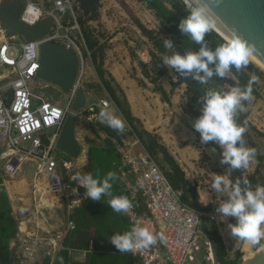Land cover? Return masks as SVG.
<instances>
[{
    "label": "built area",
    "instance_id": "built-area-1",
    "mask_svg": "<svg viewBox=\"0 0 264 264\" xmlns=\"http://www.w3.org/2000/svg\"><path fill=\"white\" fill-rule=\"evenodd\" d=\"M4 3L0 0V6ZM48 17L53 18L54 25L46 36L17 46L15 41L19 35L9 34L0 16V68H7L0 74V171L6 181L7 177L14 178L25 162L36 163V180L39 176L43 178L46 191L61 205L65 201L72 210L77 203L70 199L77 191L75 181L71 180L73 158L64 154L65 157H56L53 152L81 88L86 90L88 101L80 115H87L89 120H97V109L110 108L113 103L107 99L90 102L86 73L92 51L84 35L85 26L80 21L83 12L77 0H26L20 21L34 26ZM47 41L65 45L79 58V73L70 92L65 93V106L53 102L44 93L39 95L32 86L41 67V46ZM126 131H132L128 123L118 134ZM123 158L119 166L123 188L120 196H126L132 204L122 213L130 229L140 225L153 233L162 231L167 237L166 243L158 240L147 249L129 252L136 258V264H203L204 261L215 264L212 239L202 226L221 218L216 209L227 197L215 198L210 211L198 210L184 201L185 190L173 186L154 156L142 153ZM261 171L264 174V160ZM35 188L37 193L44 191L39 181ZM39 199L41 202V196ZM41 217L46 219L44 215ZM29 221L30 218L19 220L18 232L12 241V264H43L45 259L55 264L59 253L66 249V237L76 228L75 221L66 217L62 229H48L36 221L29 228ZM228 250L231 256L243 252L240 245H231Z\"/></svg>",
    "mask_w": 264,
    "mask_h": 264
},
{
    "label": "crops",
    "instance_id": "crops-1",
    "mask_svg": "<svg viewBox=\"0 0 264 264\" xmlns=\"http://www.w3.org/2000/svg\"><path fill=\"white\" fill-rule=\"evenodd\" d=\"M155 21H158L156 17ZM121 35L122 33L117 34L113 36L110 41H108L109 47L106 49L105 68L114 77L116 84L126 95L132 114L140 121L142 126L141 128L148 131L151 135H153V137L157 139V158L159 163L161 164L159 154H162L163 156V151L158 147V145H163L166 147L168 152L175 159L176 164L172 165L169 162H166L163 156V161L167 163L168 167H165L161 164L162 168L171 176L176 177L179 175L182 178V181L190 183L191 186L195 183L199 184L198 198L200 204H202L201 202L203 201L209 200L207 205H210L215 200V198L226 197V195L222 194L218 196V194L211 190L212 178L215 174H225L232 179V174L230 171L237 172L238 170H231L228 165L221 163L223 149L218 144L216 148L212 146L211 142L208 144H203L201 142L200 133L197 132L193 127V123L197 118L189 110L188 98L186 93H184L179 87L180 85H177L176 82L173 84H166V82L161 83L170 93V103L164 101L162 95L155 91V85L151 83L147 77L148 74L151 76L154 75V69H152V67H154V63L150 54L151 42L149 39L142 35V38L144 39L143 45H141V47L138 49H134L132 48L133 46L131 44L133 41L129 40L128 43L121 37ZM101 40L105 41L102 38ZM144 60L148 61L145 62ZM91 62L93 63V61ZM91 73L94 78L91 80L87 78L86 80L87 86L91 88L90 102L100 103L102 99L110 100L113 104L110 108H107V110L118 115L124 120L125 124H127L128 122L125 120L123 114L115 105L110 95L103 89L104 93L103 96H101L97 93L94 87H91L100 83L94 65L92 66ZM141 80L145 82L144 85L140 83ZM173 85L175 86L174 91L172 90ZM101 109L104 108H98V112H100ZM244 119L249 121V124L257 129L255 122H253L251 118L247 119L246 116ZM83 120L87 124H91V121H94L95 124L93 126V130L89 127H86L87 133L89 135L88 138H84L82 140L78 137V140L82 144L83 152L80 157L75 159L73 158L72 161L77 168L81 167L80 169H82V167L84 168L86 166L84 171L86 173H91V165L96 168L103 176H105L108 172H114L116 174V179L113 182L112 195L120 196L123 188L119 178V166L123 163L124 155L133 157L142 153H149V151L142 144L135 133H132V131H126L122 135H119L121 136L120 139L112 138L102 127L104 124L99 121V118L97 120H89L87 115H79L78 121L80 122ZM245 135L249 138V140H245V142L252 143L257 151L248 169L243 171H245L247 174H254L259 168L261 170V161L259 156L262 155L264 157V150L262 149L258 140L259 138H264V135H254L253 139L246 133ZM140 144L142 148H139L138 150L137 147H140ZM111 146L115 148L114 149L112 147V150L115 151L114 154L109 150ZM213 149H215V151H213ZM116 154L119 157L115 158ZM91 155L93 157L94 164L90 165ZM31 165L35 167L37 171V165L35 163H31ZM178 168L185 173V177L180 175ZM75 169L76 168L73 170L74 174L77 173L75 172ZM0 175L2 176L1 171ZM66 178L68 181H71L67 176ZM38 181L42 184V188L44 187V191H46L44 179L39 178L36 180L35 176L34 184H36ZM10 183V181H4L3 179V185L6 187L7 197L12 208V215L17 221L18 226V224H20L19 218L15 216L16 213L14 212V198L18 199V197H16V193ZM26 184L27 180L22 179V181L19 182V187H25L24 185ZM73 185H77V191L74 192L70 199L77 201V205L75 204L72 210L68 209V204L65 201L63 202V205H61L54 197L50 201L47 200L43 194L44 191L41 190V193L43 192L41 196V205H44L45 207L49 206L50 208L54 205H57L59 209L63 210V212H66V214L63 213L61 217L58 213L57 215L60 221L56 224L50 225L47 215H44L46 218L45 221L41 217L43 214L37 218L35 215L36 213H33V217L30 216L28 227H33L36 221L48 229H56L57 227L54 228V226L59 225V223L62 226L66 217H70L75 221L76 228L71 230L69 234L77 231V220L80 221V225L82 226L79 232H75L74 238L78 239L80 237L84 240L89 239L90 236L92 238L96 228H99L101 229V241H103L104 244L107 243V245L110 242L111 236L115 235L116 233H123L131 230L129 222L122 213L116 212V216H113V214L110 213L113 212L110 205L107 203V201L111 199L110 196H104L100 201H93L85 196L86 189L78 185V181H75ZM39 197L40 193L35 192L34 198L36 201H38ZM29 199L30 198L26 197V195H23L21 198H19L20 201L24 202L28 201ZM202 205L207 206L205 204ZM38 210L40 209L38 208ZM79 214H81L82 219L79 220L77 218H72V215L77 216ZM28 218H20V220L25 221ZM34 218H37V220ZM234 222V217H228L224 220H221L220 218L216 223H213L209 226H214L219 231L227 249H230L231 245H240L242 246L243 250L242 258L250 257L256 252L258 248L248 242L241 244L240 240L236 241L230 236L227 225ZM261 245H264L263 241L260 243V246ZM118 253L123 255L131 254L129 252L122 253L119 251ZM87 254V250L73 249L71 251V258L74 261L83 262L87 259Z\"/></svg>",
    "mask_w": 264,
    "mask_h": 264
},
{
    "label": "clouds",
    "instance_id": "clouds-1",
    "mask_svg": "<svg viewBox=\"0 0 264 264\" xmlns=\"http://www.w3.org/2000/svg\"><path fill=\"white\" fill-rule=\"evenodd\" d=\"M180 2L186 8L187 14L178 24L179 31L200 47L198 51L189 50L183 54L173 50L171 54L163 55L164 65L169 69H175L184 77H190L202 87L213 77L225 78L231 75L232 69L239 72L247 68L255 52V45L235 29L226 27L230 38L214 49L205 43L206 36L215 32L218 25L223 23L214 7L220 0ZM163 46L166 50L173 49V41L165 38ZM256 83L258 77L253 74L249 76L244 87L237 81L236 86L228 90L206 88L204 96L200 98L203 105L202 113L194 121L193 127L200 133L203 144L215 142L223 149L221 163L228 165L231 170H247L256 155V148L247 146L244 140L246 122H237L239 114L248 111L244 102H251L253 85ZM88 89L91 90L90 87ZM99 121L118 132L125 129L124 120L106 107L99 112ZM115 179L114 172H108L102 179L92 173H76L71 176V180L78 181L79 185L86 189L87 198L100 201L104 196H110L111 199L107 203L111 209L118 213H126L132 204L126 196L112 195ZM211 190L218 196L222 194L227 197L219 203L216 211L220 214L221 220L235 218L234 223L227 225L230 236L236 241L260 245L261 241H264V184L257 183L253 187L247 176L241 181L240 178L233 180L228 175L215 174ZM201 203L207 205L209 200ZM158 240L167 242L164 232L153 233L149 228L140 225L132 227L130 231L116 233L110 238L111 244L122 253H135L147 249Z\"/></svg>",
    "mask_w": 264,
    "mask_h": 264
},
{
    "label": "trees",
    "instance_id": "trees-1",
    "mask_svg": "<svg viewBox=\"0 0 264 264\" xmlns=\"http://www.w3.org/2000/svg\"><path fill=\"white\" fill-rule=\"evenodd\" d=\"M140 1H142L146 5L147 9L153 12L154 16L161 24V30L157 32L155 29L148 28L140 20H136L137 26L141 30L142 34L147 37L154 46V50L150 51L154 62L161 65V69L156 76H149L150 82L155 85V91L159 92L162 95L163 100L170 103V93L160 83V77L169 75L168 69L163 64V55L171 54L173 50L179 51L181 54L189 50L198 51L200 45H196L185 34L179 31L178 24L181 18L187 14V10L180 2V0ZM97 17L98 12L93 13L92 20H96ZM80 21L83 26H85L88 22V20L84 18V16L81 17ZM84 35L90 49H92V61L100 81L99 86L110 95L115 105L123 114L125 120L131 126L132 133H135V135L140 139L142 144L149 151V153H151L158 160L157 139L153 137V135H151L148 131L141 128L142 126L140 124V121L132 114L131 107L126 95L116 84L114 77L105 68L106 49L109 47L108 41H102L100 35H96L94 30L90 28L84 27ZM165 38H169L173 41L172 50H166L164 48L163 40ZM223 41H225V39L222 38L216 31L210 33L205 38L206 45L212 49H214ZM253 74L260 77L264 76V72L260 71L259 68H257V66L251 61L247 68L242 69L239 72H237L235 69H232L231 75L226 76L225 78L215 77V79L218 81L220 89L226 84H230L232 87H234L236 86L237 81H239L241 87H244L248 83L249 76ZM192 82L195 84V86L202 87L194 80H192ZM140 83L142 85L145 84L143 80H141ZM187 86L188 89L186 92V96L188 98L189 110L195 115L196 118H198L202 113L203 105L200 100L202 96L198 91L194 89L191 83H188ZM91 87L96 88L95 85ZM174 89L175 86L173 85L172 90L174 91ZM253 96H259L256 84L253 85ZM238 118L237 121L239 120ZM102 127L109 133L112 138H121V136H119L118 134V131L109 128L106 124L102 125ZM261 135L263 136L264 134L261 133ZM112 147L113 146H111L109 150L114 154L115 151L112 150L114 147ZM115 156V158L119 157L117 154ZM259 159L262 162L264 160V157L261 155L259 156ZM90 160V165L94 164L92 155ZM91 173L101 179L104 177L92 165ZM165 173L167 174L168 178L175 188H183L185 190L184 201L187 203H192L189 196L191 184L186 181H182V178L179 175L174 177L169 175L167 171ZM230 173L232 174L233 180L240 178L241 181H243L244 176H247V178L251 181L253 187L257 183L264 184V174L261 172L260 168L254 174H247L243 170H238L237 172L230 171ZM3 188L5 187L3 185L2 176L0 175V197L4 196L3 201L0 202V209L2 210V214L0 215V264H12V241L18 232V226L17 221L12 215V208L7 197V193L5 190H3ZM3 210L7 212L6 215H3ZM110 213H112L113 216H116L115 211ZM72 218H77L79 220L82 219L81 214L77 216L72 215ZM77 223V231L79 232L82 226L80 225V221L77 220ZM202 228L212 240H215L219 261L221 264L242 263V254L237 253L234 256H231L219 231L214 226L203 225ZM75 232L68 234V236L66 237L64 241L66 249L62 250L59 253L55 264H136V258H134L133 255H123L121 253H118L111 242H109L110 245H107V243L104 244V242L101 241V229L96 228L95 232L92 235V238L90 236V238L86 240L80 237L78 239L74 238ZM73 249L87 250V259L83 262L74 261L71 258V250ZM43 264H50V259H45Z\"/></svg>",
    "mask_w": 264,
    "mask_h": 264
},
{
    "label": "water",
    "instance_id": "water-1",
    "mask_svg": "<svg viewBox=\"0 0 264 264\" xmlns=\"http://www.w3.org/2000/svg\"><path fill=\"white\" fill-rule=\"evenodd\" d=\"M83 12L84 18L92 21L93 13L98 12L103 7L102 0H77ZM26 0H12L0 6V16L9 34L20 35L25 41L41 39L47 35L54 25V20L48 17L37 25L29 26L20 21V16L25 8ZM216 12L222 18L223 23L218 25L216 32L225 40L230 38L227 28L235 29L247 41L255 45L253 57L264 65V0H220L218 5H214ZM172 50V49H170ZM173 73L180 79L181 84L191 83L201 96H204L206 88L220 90L218 81L213 77L209 83L203 87L195 86L191 78L182 76L178 71L172 69ZM79 73V58L77 54L65 45L57 42L47 41L41 46V67L38 71L40 79L48 84H53L61 88L64 93L70 92ZM87 93L81 88L73 103V112L68 115L59 141L55 148L56 153L64 154L70 158H78L83 152L82 144L78 140L76 128L78 123L77 112L87 106ZM246 116H244L245 118ZM242 118V119H244ZM244 140L249 138L244 134ZM212 146L217 148L215 142ZM163 151L164 160L175 165V159L168 152L166 147L158 145ZM181 176L185 173L178 168ZM198 186L195 183L190 187L192 206L201 211H210L212 205L203 206L199 203ZM213 258L215 264H221L217 252L215 240H211ZM255 245L257 251L251 257H245L241 264H264V247ZM211 261H204L203 264H211Z\"/></svg>",
    "mask_w": 264,
    "mask_h": 264
},
{
    "label": "rangeland",
    "instance_id": "rangeland-1",
    "mask_svg": "<svg viewBox=\"0 0 264 264\" xmlns=\"http://www.w3.org/2000/svg\"><path fill=\"white\" fill-rule=\"evenodd\" d=\"M10 1L12 0H4V2H10ZM102 2H103V7L98 11L97 19L88 21L85 27L94 30L95 34L100 35V38H102L103 40L110 41L113 36L122 33L121 37L125 41H127L128 43H129V40L133 41V43H131L133 46L132 48L134 49L140 48L141 45H143L144 39L142 38L143 34L141 30L137 26V22H136L137 19L140 20L143 24H145L150 29H155L157 32L161 30V25L159 24L158 21H155L153 12L147 9L146 5L140 0H102ZM24 41L25 40L23 39V37L19 35L15 41V44L17 46H20V44ZM150 45H151L150 50H154L153 44L151 43ZM153 63H154V67H152V69H154V75L153 76H151L150 74L148 76L146 75L149 78V80H150L149 76L151 77L156 76L159 70L161 69V65H159L158 63H155L154 60H153ZM253 63L257 66V68H259L260 71L264 72L263 68H261L255 62ZM92 66H93V63L90 61L87 66V73H86V77L89 78L90 80L94 78L91 73ZM165 67L168 69L169 75L160 77V83L166 82V84L168 83L173 84L174 82H176L177 85H180L179 87L183 90V92L186 93L188 89L187 84H181L179 81V77L173 73V70L169 69L166 65ZM6 69L7 68H0V74L4 73ZM257 77H258V83H256V88L259 93V96L258 97L253 96L250 103L247 101L244 102L245 106L248 108V111L242 113L245 116H247V119L251 118V120L255 122L257 126V129H255L249 124V121L244 119L243 123L246 122L245 127L247 129L245 133L248 136H250L252 139L254 135L255 136L260 135L261 133L264 134V76L262 77L257 76ZM46 83L47 82H45L44 80L36 77L33 80L32 86L36 90V93H38L39 95L41 93H44L50 99H53L52 100L53 102L59 105L65 106L67 102L66 94L61 90L60 87L56 85L49 84L47 87H45ZM95 87H96L95 89L97 93L103 96L104 90L99 86V84L95 85ZM231 87L232 86L230 84H226L221 89L228 90ZM188 107H189V103H188ZM76 114L77 116L80 115L81 111L77 112ZM238 117H240V114ZM91 124L90 123L87 124L84 120L80 122L78 121L77 130H76L77 137H79L82 140L84 138L85 139L88 138L89 135L87 133V128L89 127L90 129L93 130V126L95 122L91 121ZM258 141L262 149L264 150V138H259ZM246 144L249 147H254L252 143L246 142ZM139 146L140 147H137L138 150L139 148H142L141 144ZM53 155L56 157H65L63 154L56 153V152H53ZM159 158H160L161 164L165 167L166 166L168 167L167 163L163 161L162 154H159ZM31 163L34 164V162H30V161L25 162L20 172L14 178L12 177L6 178V180L11 182L10 184L12 185L13 190L16 193V197H18V199L14 198V201H15L14 212L16 213L15 216L18 217L20 220V218H28V217L30 218V216H32L33 213H36L35 215L37 218L41 214H43V215L48 216V221L50 225L56 224L57 222L60 221L57 214L59 213L60 216L62 217V214L63 213L66 214V212H63V210L59 209L57 205H54L51 208L49 206L41 208L42 205H41L40 199L38 198V201H36V199L34 198L35 191H36L35 184H34L36 168L33 167ZM74 168H76L75 172L77 173H81V174L86 173L84 172L86 166L80 169L81 167L77 168L74 165ZM61 173L64 175V170H62ZM38 178H40V176ZM22 179H26L27 184L24 185L25 187L20 188L19 182L22 181ZM3 190L7 191L6 187L3 188ZM43 194L45 195V198L49 201L54 197L53 194H50L48 191H46ZM23 195H26V197H29L30 199L26 202L20 201L19 198H21ZM40 196H42V194H40ZM3 199H4V196H1L0 202L3 201ZM38 208L41 211L38 210ZM21 209H24V211L22 212ZM1 212L2 210L0 209V215L2 214ZM6 214L7 212L3 210V215H6ZM37 218H34V219L37 220ZM60 226L61 224L59 223V225L54 226V228L57 227L56 229H62L61 227L63 225L61 227Z\"/></svg>",
    "mask_w": 264,
    "mask_h": 264
},
{
    "label": "bare ground",
    "instance_id": "bare-ground-1",
    "mask_svg": "<svg viewBox=\"0 0 264 264\" xmlns=\"http://www.w3.org/2000/svg\"><path fill=\"white\" fill-rule=\"evenodd\" d=\"M251 60L253 61V62H255L257 65H259L261 68H263L264 69V65H262L258 60H256L254 57H252L251 58ZM263 247H264V245H263ZM261 248H262V246H261ZM254 255V254H253ZM252 255V256H253ZM251 257V256H250Z\"/></svg>",
    "mask_w": 264,
    "mask_h": 264
},
{
    "label": "flooded vegetation",
    "instance_id": "flooded-vegetation-1",
    "mask_svg": "<svg viewBox=\"0 0 264 264\" xmlns=\"http://www.w3.org/2000/svg\"><path fill=\"white\" fill-rule=\"evenodd\" d=\"M243 113V112H242ZM240 113V117L238 118L239 120L237 121L238 123H243L244 114Z\"/></svg>",
    "mask_w": 264,
    "mask_h": 264
}]
</instances>
